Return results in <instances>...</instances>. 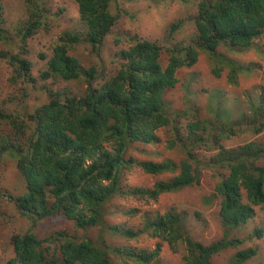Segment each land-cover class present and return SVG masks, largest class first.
Wrapping results in <instances>:
<instances>
[{
  "label": "trees",
  "instance_id": "1",
  "mask_svg": "<svg viewBox=\"0 0 264 264\" xmlns=\"http://www.w3.org/2000/svg\"><path fill=\"white\" fill-rule=\"evenodd\" d=\"M115 1L74 0L85 27V41L96 51H100L117 22L118 16L111 9ZM25 5L29 16L17 26L24 43L46 26L47 10L43 0H25ZM188 19L194 25V34L189 42L181 41L167 47L166 66L161 61L164 49L161 43L135 38L121 50L120 68L101 85H96L101 72L95 65L85 68L77 57L69 54L73 45L81 41L78 34L69 31L53 45L41 77L69 81L84 78L88 83L85 95L79 97L43 85L50 100L28 116L5 113L0 108V121L12 124V132L0 134V153L10 150L17 155L18 170L27 184L26 192L16 201L21 211L34 225L45 217L63 213L74 220L79 229L99 230L94 238H78L63 230L44 238L31 230L14 234L12 244L16 255L8 264H115L112 254L138 264H163L164 243L174 250L183 243L186 264H214L215 254L243 242L241 238L229 237L231 232L226 231L221 239L203 243L191 235L187 214L175 208L164 213L145 214L139 229L126 222L108 224L105 220L113 198H142L148 203L163 193L199 183L204 168L214 170L220 177L214 196L221 198L220 215L229 230L252 219L255 206L264 207V140L227 148L223 140L238 131L228 122L224 112L214 109L211 110L214 122L196 113L188 121L184 133L175 125L165 100L166 91L180 81L178 70L194 66L200 52L209 55L212 72L217 77L228 69L226 78L233 86L241 84L242 74L253 73L256 62L245 65L222 54L220 49L228 47L236 53L247 52L264 34V0H199L197 13ZM184 23V19L171 23L169 35L180 31ZM8 41L9 36L0 27V42L7 45ZM42 57L47 56L42 54ZM0 60H6L13 67L14 82L35 81L29 58L1 49ZM193 75L183 82L186 95L197 81ZM204 89L208 92V106H211V99H216L217 94L209 88ZM247 104L248 113L243 114L245 125L257 134L263 132L264 93ZM190 111L184 112L189 114ZM26 118L34 126L26 122ZM164 136H167L168 148H178L185 155L183 159L137 162L134 157L126 158V151L134 144L159 145ZM107 144L113 147L108 149ZM212 145L217 152L204 158L201 151ZM135 165L148 174H175L170 179L157 180L150 187H124V170ZM49 199H53L52 202ZM123 212L137 217L140 208ZM253 233L262 236L263 229L256 228ZM107 235L127 240L147 235L159 241L153 249H136L113 246L107 242ZM256 253L254 247L241 248L230 264H243Z\"/></svg>",
  "mask_w": 264,
  "mask_h": 264
},
{
  "label": "rangeland",
  "instance_id": "2",
  "mask_svg": "<svg viewBox=\"0 0 264 264\" xmlns=\"http://www.w3.org/2000/svg\"><path fill=\"white\" fill-rule=\"evenodd\" d=\"M199 0H116L112 4V12L117 14L116 24L106 36L100 51H96L90 43L85 41V27L80 21L78 6L74 0H43L46 13V26L27 39L24 43L18 35L17 26L22 23L29 12L26 10L25 0H0V27L10 38L8 44L0 42V50L8 49L13 53H19L29 58L32 62L31 74L35 81L14 82L13 67L6 60H0V108L5 113H17L26 117L35 109L50 100L49 93L43 88L48 86L51 90H61L76 96L85 95L88 83L83 78L80 80H64L62 78L50 77L43 79L41 73L47 68V61L53 52V45L60 41L67 32L72 31L80 36V42L73 45L69 54L77 57L85 68L95 65L100 76L96 79V85H101L111 78L120 68L122 58L120 52L133 43L135 38H148L158 41L164 46L162 52V64L166 66L169 58L167 47L177 42H189L195 28L189 19L197 13ZM184 19V25L178 32L169 35L168 29L171 23ZM194 34V33H193ZM222 54L228 55L238 62L250 65L256 62L252 74H242L241 84L233 86L228 83L225 69L220 77L212 72V61L205 52H200L198 61L194 66L183 67L178 70L179 83L165 93L167 108L175 119V125L186 133L185 126L189 120L198 113L203 118H211V110L224 112L228 122L233 124L238 133L228 136L223 142L227 148L236 147L249 141H263L264 131L255 133L247 128L243 118L248 113V104L253 97H259L264 93V34L249 48L247 52L236 53L222 47ZM46 54L47 57H42ZM196 76V83L191 86L186 95V85L189 75ZM193 75V77H194ZM191 77L190 79H192ZM209 88L217 94V98L211 99L208 106ZM197 90V91H195ZM190 109L189 114L185 110ZM184 113L186 116H184ZM210 119V120H211ZM32 124V121L25 119ZM241 122V124H239ZM31 129L28 128V131ZM12 132V124L0 121V134ZM171 134V133H170ZM226 135V134H225ZM167 136L159 145L134 144L126 151V158L134 157L137 162L143 160H175L180 161L184 154L178 148H168L165 141ZM106 147L111 149L112 144ZM204 158L217 152L213 148L202 150ZM201 158V157H200ZM17 155L6 150L0 153V264H8L16 253L12 244L14 234H24L28 230L36 232L39 237L44 238L52 232L63 230L69 235L84 238L97 236L98 228L88 231L77 228L75 221L68 219L65 214L60 213L45 217L32 224L28 217L17 205V198L27 190L24 176L17 167ZM175 173H163L153 175L145 173L140 166L125 169L122 177L124 187L134 188L137 186L150 187L157 180L170 179ZM220 179L214 170L204 168L200 181L192 186L185 187L176 192L163 193L155 200L148 203L142 198L116 197L109 203V213L106 217L108 224L126 222L127 225L139 229L147 213H164L168 209L175 208L187 214V226L191 235L203 243H211L229 233V237L243 239L236 247H230L212 257L214 264H230L233 255L241 248L254 247L256 255L246 260L243 264H264V207L255 206V216L245 224L228 229L222 223L220 215L221 198L214 196L215 185ZM53 199H49L52 202ZM140 208L139 216L130 217L123 211ZM256 228L263 229V235L257 236L253 233ZM253 234V235H251ZM111 245L131 246L136 249L156 247L159 241L147 235H140L138 239L127 240L120 236H106ZM185 245L179 244L174 250L168 243H164L161 252L163 264H186L184 261ZM115 264H138L112 254Z\"/></svg>",
  "mask_w": 264,
  "mask_h": 264
}]
</instances>
